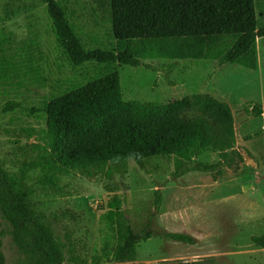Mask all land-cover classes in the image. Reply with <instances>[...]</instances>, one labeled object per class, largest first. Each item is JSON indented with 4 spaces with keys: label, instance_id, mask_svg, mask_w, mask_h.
<instances>
[{
    "label": "trees",
    "instance_id": "obj_1",
    "mask_svg": "<svg viewBox=\"0 0 264 264\" xmlns=\"http://www.w3.org/2000/svg\"><path fill=\"white\" fill-rule=\"evenodd\" d=\"M40 2L46 5L56 45L68 64L75 69L95 63L100 71L86 82L53 81L40 42L30 39L13 51L15 35L0 29V92L28 83L50 88L43 105L48 147L39 145L38 157L17 172L0 164V264H7L6 237L19 254L13 264H99L104 256H91L90 242L79 235L82 214L68 206L51 212L43 209L30 172L39 170L43 189H47L63 175L125 178L131 161L142 166L155 158L172 160L177 178L190 170L214 178L225 176L227 168L238 171L245 155L237 147L235 115L228 102L210 93L162 103L127 101L116 65L139 67L145 65L144 60L157 58L213 60L254 71L258 68L257 40L264 37V26L258 27L255 0H107L115 44L91 48L63 0ZM15 6L14 0L6 2L0 25L12 19ZM252 111L264 115L258 104ZM206 150L219 152L220 159L199 161ZM125 202V197L113 195L104 215L116 242L111 250L117 263L136 260L138 245L153 236L150 230L134 228ZM164 237L194 243L184 233H165ZM251 239L264 248V236Z\"/></svg>",
    "mask_w": 264,
    "mask_h": 264
},
{
    "label": "rangeland",
    "instance_id": "obj_2",
    "mask_svg": "<svg viewBox=\"0 0 264 264\" xmlns=\"http://www.w3.org/2000/svg\"><path fill=\"white\" fill-rule=\"evenodd\" d=\"M8 0H0V14ZM12 19L0 25L15 35L13 51L35 39L42 44L48 74L53 81L75 79L86 82L100 71L95 63L73 69L58 49L46 5L40 0H14ZM258 27L264 26V0H255ZM71 20L88 47L110 48L115 44L108 20L107 0H63ZM258 68L246 72L237 63L213 60H144L139 67L117 64L127 101L167 102L172 99L210 93L228 102L235 115L237 147L245 155L239 170L226 169L225 176L190 170L174 176V163L167 158L146 160L141 166L131 161L125 178L81 174L61 176L55 186L43 189L41 172H30L37 189L36 199L48 212L71 207L82 214L79 235L90 242L91 256L103 255L99 264H158L182 261L195 264L210 259L213 264H264V248L251 237L264 236V37L257 40ZM50 88L30 83L0 92V164L17 172L25 162L35 160L48 147L44 101ZM248 150L251 155H248ZM219 152L204 151L198 160L217 162ZM125 197L128 216L137 231L153 236L138 245L137 258L117 263L112 250L116 244L104 215L113 195ZM159 195V197H158ZM184 233L194 243L174 241L165 233ZM7 264L19 254L10 237L4 239ZM105 254H109L106 256Z\"/></svg>",
    "mask_w": 264,
    "mask_h": 264
}]
</instances>
